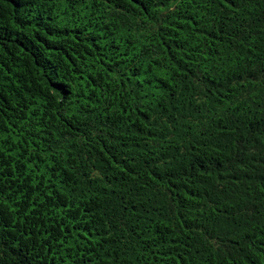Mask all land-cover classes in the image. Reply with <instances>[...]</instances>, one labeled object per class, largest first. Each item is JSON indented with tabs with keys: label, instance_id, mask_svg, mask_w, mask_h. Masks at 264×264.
Segmentation results:
<instances>
[{
	"label": "trees",
	"instance_id": "1",
	"mask_svg": "<svg viewBox=\"0 0 264 264\" xmlns=\"http://www.w3.org/2000/svg\"><path fill=\"white\" fill-rule=\"evenodd\" d=\"M0 264H264V0H0Z\"/></svg>",
	"mask_w": 264,
	"mask_h": 264
}]
</instances>
